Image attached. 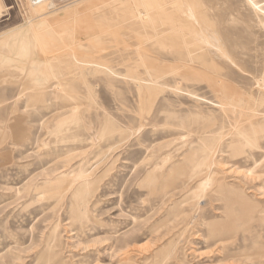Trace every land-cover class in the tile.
<instances>
[{
    "label": "rangeland",
    "instance_id": "374dc122",
    "mask_svg": "<svg viewBox=\"0 0 264 264\" xmlns=\"http://www.w3.org/2000/svg\"><path fill=\"white\" fill-rule=\"evenodd\" d=\"M52 1L0 0V264H264V0Z\"/></svg>",
    "mask_w": 264,
    "mask_h": 264
},
{
    "label": "bare ground",
    "instance_id": "6f19581e",
    "mask_svg": "<svg viewBox=\"0 0 264 264\" xmlns=\"http://www.w3.org/2000/svg\"><path fill=\"white\" fill-rule=\"evenodd\" d=\"M41 4H45V5H42V6H38V5H41ZM38 5H36V6H32L31 8L33 9V12L35 13V14H37V16L38 17H43V15L45 14V12H46V8H48V7H50V6H53L54 5V3H53V1L52 0H42V3H40V4H38ZM140 82V81H139ZM189 161H191V160H189ZM207 165H208V163H207ZM208 169V168H207ZM207 169H205V171L207 170ZM154 171H155V169H154ZM153 171V172H154ZM153 172L151 173V175L148 177V179H149V183H148V186L149 187H151V188H154L155 187V185H156V183L158 182H154V180H156L155 179V177H154V175H153ZM155 173V172H154ZM201 173H203L202 171H200V169H198V171H196L195 172V175H199V174H201ZM76 177L78 178V180H82V179H84L83 177V173H81V174H78V175H76L75 176V179H74V182L76 181ZM211 178V177H210ZM150 188V189H151ZM191 193V192H190ZM86 209H87V206L86 205H84L83 207L81 206L80 208H76V211H77V214H79L80 213V217H84L85 219H88V215H87V213H86ZM78 217H79V215H78Z\"/></svg>",
    "mask_w": 264,
    "mask_h": 264
},
{
    "label": "built area",
    "instance_id": "2783aa9c",
    "mask_svg": "<svg viewBox=\"0 0 264 264\" xmlns=\"http://www.w3.org/2000/svg\"><path fill=\"white\" fill-rule=\"evenodd\" d=\"M29 2L33 5H38V4L42 3V0H29Z\"/></svg>",
    "mask_w": 264,
    "mask_h": 264
}]
</instances>
